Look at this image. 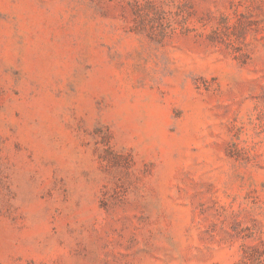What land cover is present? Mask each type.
Here are the masks:
<instances>
[{"label":"rangeland","instance_id":"1","mask_svg":"<svg viewBox=\"0 0 264 264\" xmlns=\"http://www.w3.org/2000/svg\"><path fill=\"white\" fill-rule=\"evenodd\" d=\"M0 264H264V0H0Z\"/></svg>","mask_w":264,"mask_h":264}]
</instances>
